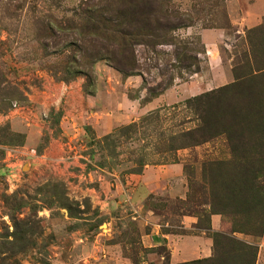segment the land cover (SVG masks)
<instances>
[{"label": "rangeland", "instance_id": "obj_1", "mask_svg": "<svg viewBox=\"0 0 264 264\" xmlns=\"http://www.w3.org/2000/svg\"><path fill=\"white\" fill-rule=\"evenodd\" d=\"M97 3L0 0V114L34 113L32 124H0V264H264V222L251 211L264 195L245 189L264 172H246L264 167V142L237 122L264 119V0H172L193 17L169 36L192 43V76L167 45L136 48L138 75L99 61L75 66L87 79L67 76L71 24ZM249 70L220 101L194 102ZM46 83L80 85L82 120L64 118V99L28 103ZM219 234L250 249L219 237L214 247Z\"/></svg>", "mask_w": 264, "mask_h": 264}, {"label": "trees", "instance_id": "obj_2", "mask_svg": "<svg viewBox=\"0 0 264 264\" xmlns=\"http://www.w3.org/2000/svg\"><path fill=\"white\" fill-rule=\"evenodd\" d=\"M171 2L172 0H98L96 6L91 5L81 13L83 19H81L80 28L71 24V41L66 46L74 49V51H71L72 56H70L72 63L70 66L65 64L61 70L67 76L76 77L80 75L87 79L89 78L88 75L82 69H76L75 66L91 68L96 62L105 61L122 78H128L138 75L137 71L140 69L136 48L143 47L145 50L149 49L151 52H155L157 47L167 45L174 47L172 55L178 69L189 72L188 74L191 76L194 75L199 71V61L198 54H191L193 51L190 48L192 43L182 42L184 46L179 48L175 45L174 39L169 37L178 29L191 26L193 17L174 10ZM193 14L198 15L199 11L194 9ZM178 43L181 44V41ZM72 66L74 67L72 68ZM251 78L250 70L239 74L234 72L235 82L233 85L225 86L213 94L200 96L194 99V102L198 103V107L207 108L214 101H220L226 95L224 91L229 92V88L234 86L247 85ZM169 85L160 88L161 91L158 93H155L156 89H148V99L161 94ZM214 95H218V97L214 98ZM204 112L203 109L202 113ZM253 116L258 115L249 113L248 125L242 119L237 120V122L248 129L255 128L256 135L264 142V119L252 125L251 118ZM145 120H148V118L146 117ZM202 120L209 124L203 118ZM235 124H237L236 120H231L229 127ZM259 146V155L264 154V144L262 143ZM260 158L264 162V156ZM259 171H264V167L246 169V172L252 175ZM258 174L264 175V172ZM258 174H255L253 179L251 178V185L248 183L245 188L253 197H256L255 194L257 196L259 194L264 195V186L255 187V178ZM261 200H264V198ZM251 211L261 214V220L264 222V201L260 202L258 200V202L252 204ZM218 237L225 239L228 245L239 244V247L232 245L230 249L242 253L243 256L246 249H250L246 245L241 246V243L235 239L226 238L221 234L215 235L214 247L219 244Z\"/></svg>", "mask_w": 264, "mask_h": 264}, {"label": "crops", "instance_id": "obj_3", "mask_svg": "<svg viewBox=\"0 0 264 264\" xmlns=\"http://www.w3.org/2000/svg\"><path fill=\"white\" fill-rule=\"evenodd\" d=\"M82 96L81 88L78 83H72L70 85L46 83L40 91L35 90L33 94H28V103L31 106L40 105L43 107H50L56 105L59 107L61 100L64 99L61 108L64 111V118L69 116L73 119L72 121H77L78 118L81 120L83 118L81 116L84 110L80 104L81 100H83ZM16 119L24 121L17 116L7 118L4 114H0V124L10 122L11 127L12 124L13 126L15 124V128H18L17 123L11 122Z\"/></svg>", "mask_w": 264, "mask_h": 264}, {"label": "built area", "instance_id": "obj_4", "mask_svg": "<svg viewBox=\"0 0 264 264\" xmlns=\"http://www.w3.org/2000/svg\"><path fill=\"white\" fill-rule=\"evenodd\" d=\"M34 113L33 109L29 108L25 105H18V104H13L10 110L4 114L5 117H11V116H17L23 119L26 123L32 124V118ZM34 151L31 150L30 153L32 154Z\"/></svg>", "mask_w": 264, "mask_h": 264}]
</instances>
